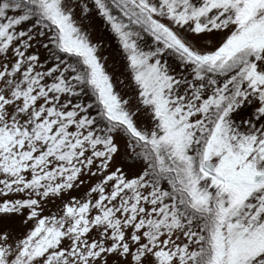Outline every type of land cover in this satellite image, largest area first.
I'll list each match as a JSON object with an SVG mask.
<instances>
[{
  "label": "snow or ice",
  "instance_id": "snow-or-ice-1",
  "mask_svg": "<svg viewBox=\"0 0 264 264\" xmlns=\"http://www.w3.org/2000/svg\"><path fill=\"white\" fill-rule=\"evenodd\" d=\"M0 264H264V0H0Z\"/></svg>",
  "mask_w": 264,
  "mask_h": 264
}]
</instances>
